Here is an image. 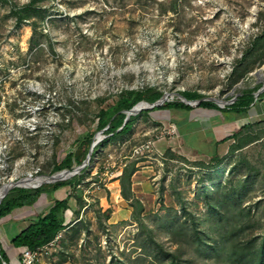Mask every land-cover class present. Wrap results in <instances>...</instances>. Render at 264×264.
Returning a JSON list of instances; mask_svg holds the SVG:
<instances>
[{
	"label": "rangeland",
	"instance_id": "rangeland-1",
	"mask_svg": "<svg viewBox=\"0 0 264 264\" xmlns=\"http://www.w3.org/2000/svg\"><path fill=\"white\" fill-rule=\"evenodd\" d=\"M263 32L264 0H0V140L8 144L3 180L14 174L18 160L24 162L20 177L35 164L39 174H55V165L68 153L81 154L77 144L87 132H94L90 149L101 145L80 169L83 207L68 185L42 193L32 206L0 218V253L22 264L20 248L9 245L2 228L14 231V224L21 227L16 220L34 219L54 199L70 194L67 216L75 225L60 233L64 237L58 247L37 264H141L143 257L157 264L150 258L157 245L147 239L141 243L149 235L169 250L181 244L188 264L196 252L193 218L209 244L211 225L219 222L202 188L226 181L233 165L242 172L232 186L238 179L244 183L239 193L243 206L253 214L257 204L264 208L262 97L245 116L220 108L175 107L144 114L152 109L145 108L133 112V126L116 139H107L111 134L97 126L99 110L130 89L156 87L168 94L167 101H182L176 92L195 90L229 106L243 89L264 83V41L248 51ZM245 64L248 71L236 80ZM234 113L239 121L232 119ZM170 123L176 130L169 129ZM242 125L248 127L239 137H253V142L233 152L232 137L216 145ZM148 140L154 142L151 151H134ZM212 148L226 156L216 174L210 168ZM131 166L130 189L142 205L139 220L121 191L122 172ZM230 204L222 206L227 213ZM180 223V232L189 233L186 246L181 234L170 238ZM213 260L205 255L198 264Z\"/></svg>",
	"mask_w": 264,
	"mask_h": 264
},
{
	"label": "trees",
	"instance_id": "trees-1",
	"mask_svg": "<svg viewBox=\"0 0 264 264\" xmlns=\"http://www.w3.org/2000/svg\"><path fill=\"white\" fill-rule=\"evenodd\" d=\"M32 3V1H31ZM16 17L18 22L23 20L22 11L19 9L16 11ZM264 41V32L262 37H257L252 43L251 47L248 49L251 50L255 45L262 44ZM247 51V52H248ZM245 59V58H244ZM243 65L241 72L237 74V77H242L248 71V68ZM235 70V68H234ZM234 72V71H233ZM235 75V72H234ZM237 80V79H236ZM261 86L246 88L241 91V93L234 98V101L231 105L224 108L220 107L216 102L207 98L204 94L197 92L195 90H184L180 91L181 99L175 101H163L160 105L153 107L150 110H143L144 114H147L149 111L159 109H167L175 107L177 109L189 110L202 108L208 111H212L216 108L224 109L226 111H234L239 115L245 116L247 111L252 108L260 97L264 98V89L258 94L257 98L254 99V93ZM162 95V91L156 87H145L142 89H130L123 91L119 99L115 104L107 107L106 109L102 108L99 110L97 126L103 132L111 134L107 136V139H116L118 135L126 133L133 126L136 115H130L126 119L127 111L130 110L135 104L146 101L154 102ZM195 100L194 103H184V100ZM255 101V102H254ZM253 103V104H252ZM141 112V113H142ZM141 113L139 115H141ZM241 126L233 132L229 133L228 136H223L221 139L217 140V144L220 142H225L229 138H233L234 144H231L229 150L233 152L238 148L254 141L253 137H248L242 139L239 137L241 131L243 130ZM94 132H87L84 137L80 138L77 144V150L79 147H83V150L80 152L79 156L73 155L71 152L68 153L58 164L55 165V171L62 169H71L73 163L77 165L84 162L87 158L88 153L90 152V147L93 142ZM82 144V145H81ZM100 144L96 145L94 149L91 150V159L95 152L100 148ZM76 154V152H75ZM225 157H219L218 154H213L210 157V168H213L214 173H217L218 168L225 162ZM214 165H213V164ZM205 166V164L201 163ZM207 167V166H205ZM86 168V167H85ZM83 168V170L85 169ZM212 171V172H213ZM134 172V167L126 168L121 175V191L123 197L129 201L130 205L134 207L136 211L133 214L134 219L139 220V213L142 205L133 196V193L130 189L131 176ZM230 175L223 183L218 182V184L212 185L214 183V176L208 185H212L209 189L207 184H204L203 196L205 197L207 206L210 207V212L213 213L214 221L212 224V232L208 233L210 235V240L213 241L212 244H209L207 241H204L202 238V229L203 227H197V221L193 218L190 226V234L194 236L193 240L196 242V252L192 254L193 259L189 261L188 264H198V258L204 257L205 255L214 257V260L210 264H264V208L260 209L259 204L256 206V213H251V207L243 206L242 199H239V193L242 191L244 183L238 179L235 186H232L234 178L237 175H240L241 169L236 165H233L229 171ZM82 171L79 174H75L68 179L61 180H52L50 184L43 185L35 188H23V187H14L12 188L1 200L0 202V218H3L9 215L15 209H21L25 206H32L39 198L42 193L52 194L58 189L64 186H70L79 199V206L83 207V200L81 199L80 193L82 192L81 188L77 186L82 177ZM216 178V177H215ZM70 194L67 196L54 199L52 205L48 208L46 212L40 213L36 216L35 219H32L28 224L11 240V245L13 248H30L32 250L38 249L50 241L54 240L61 232H67L69 228H72L74 224L71 220H67L68 210H72L70 204L68 203ZM232 201V204L229 205L228 210H231L227 213L226 206L222 208L224 204ZM233 205V206H232ZM183 210H186L185 206H182ZM263 211V214L261 213ZM108 216V212L106 213ZM218 216V218H217ZM220 216V217H219ZM252 227V233H247L248 229ZM77 235L79 232L78 227ZM173 228L170 231V238L172 240L179 234L184 238L182 243L186 246L188 244L185 240V236H188L189 233H182L181 223L178 227ZM256 229H259V233L256 232ZM255 231V234H254ZM213 234V236L211 235ZM216 234V235H215ZM76 236V235H75ZM64 236L57 238V242L63 240ZM75 238V237H73ZM181 238V239H182ZM149 240L157 245V250L150 256V258L157 264H186V260L182 258V251L185 249L180 244L174 250H169L160 243H157L153 240L152 235L146 236L142 240V244H145V240ZM175 243H177L175 241ZM1 249V247H0ZM144 253L149 254V251L146 250L145 246L142 247ZM8 257L4 253H0V264L6 262L8 264ZM141 264H147L146 257L139 258L138 260Z\"/></svg>",
	"mask_w": 264,
	"mask_h": 264
},
{
	"label": "built area",
	"instance_id": "built-area-1",
	"mask_svg": "<svg viewBox=\"0 0 264 264\" xmlns=\"http://www.w3.org/2000/svg\"><path fill=\"white\" fill-rule=\"evenodd\" d=\"M236 96H238V95H236ZM257 96L258 95H256L254 93V99H256ZM234 98L235 97H233V100L230 102L229 105H231L233 103ZM220 104L222 105L221 107H225L224 102L220 103ZM16 126L18 127L19 124L16 123ZM168 127L171 131L176 130L175 123H170L168 125ZM7 145L8 144H6L0 140V199L2 198V196L4 195V193L6 191L9 192L12 188L17 187V183L32 187V186H37V185L41 184L42 181H46V180L49 181L48 177L50 175L39 174L40 166L38 164H35L33 166L32 170H30L29 172L25 173V175L20 177L19 169L21 168V166L24 165V162L22 160L15 161L13 163L12 172H14V174L11 175L7 180L4 181L3 180L4 169L7 168V165H8L5 162V154H4V150L7 147ZM153 147H154V142L151 140H148L146 143H142L137 148H135L134 151L135 152L151 151ZM62 170H64V169H62ZM62 170L55 171V174L58 172H61ZM24 180H32V181H31V183H23ZM50 181H52V180H50ZM60 236H61V234H59L54 240L50 241L48 244H46V245H44L38 249H35V250H32V249L27 248V247L22 248L20 251V255H21L20 260L22 261V264H37V261L39 260V257H41V255L48 254L49 250L55 249L56 246L58 247L57 238H59ZM3 264H7V263L3 262Z\"/></svg>",
	"mask_w": 264,
	"mask_h": 264
},
{
	"label": "water",
	"instance_id": "water-1",
	"mask_svg": "<svg viewBox=\"0 0 264 264\" xmlns=\"http://www.w3.org/2000/svg\"><path fill=\"white\" fill-rule=\"evenodd\" d=\"M257 73V71L255 72ZM264 89V83L261 85V88L259 90H257L255 92L256 95H258L262 90ZM180 99H182L181 97V94L179 92H176L175 93ZM211 100H213L214 102H216L219 106H222L217 99H214V98H210ZM183 100V99H182ZM163 101H167V94H162L156 101L154 102H146V101H141L139 103H137L135 106H133L130 110H128L127 112V116H126V119H128V117L130 115L133 114V112H137V111H140L142 109H147V108H153L155 106H158L160 105ZM186 102L188 103V101L186 100ZM92 150V149H91ZM91 150L90 152L88 153L87 155V158L86 159H91ZM85 162H82L81 164H79L78 166H76L75 168L73 169H64L62 170L61 172H58L56 174H51L48 178H52L51 180H61V179H66V178H69L75 174H78L80 173V169L84 166ZM61 173H64V175L62 177H57L59 174ZM50 181V180H49ZM49 181H42V183H45V182H49ZM40 185V184H39ZM17 186L18 187H29L27 185H24V184H20V183H17ZM8 191H6L4 193V195L2 196V198L0 199V202L1 200L3 199V197L7 194Z\"/></svg>",
	"mask_w": 264,
	"mask_h": 264
},
{
	"label": "crops",
	"instance_id": "crops-1",
	"mask_svg": "<svg viewBox=\"0 0 264 264\" xmlns=\"http://www.w3.org/2000/svg\"><path fill=\"white\" fill-rule=\"evenodd\" d=\"M207 98H210V97H207ZM188 101V103L189 104H192V103H194L195 102V100L193 99V100H187ZM253 108V107H252ZM197 109V108H196ZM196 109H193V111L195 110L196 111ZM199 109V108H198ZM200 109H202V108H200ZM232 112H234V111H232ZM213 118H215V116L213 115ZM238 117L237 116H235V113H234V116H232V119L233 120H238L239 121V118L237 119ZM231 119V120H232ZM196 121H199L201 124H202V120H199V119H195ZM174 122V121H173ZM211 127V126H210ZM210 127H205L206 128V130H209L210 129ZM230 129H233L232 127L230 128ZM216 145H217V143H216ZM187 146V145H186ZM188 147V146H187ZM188 148H190V147H188ZM210 154H211V156L213 155V154H217V151H216V148H212V150L210 151ZM210 156V157H211ZM79 174V173H78ZM132 177V176H131ZM66 179H68V178H66ZM38 186V185H37ZM18 187V186H17ZM36 186H32V187H23V188H35ZM45 194H47V193H45ZM54 201V200H53ZM52 201V202H53ZM52 205V204H51ZM50 205V206H51ZM49 206V207H50ZM48 207V208H49ZM48 208L45 210V211H43V212H46L47 210H48ZM43 212H40V213H43ZM37 216V215H36ZM36 216H35V218H36ZM68 217V216H67ZM34 218V219H35ZM33 218H31V219H28V220H22V221H19V220H16L15 222H17V224L19 223L20 225H21V227H17V225H15L14 224V231L13 230H11L10 231V229H8V228H6V227H4V229L2 228V230H3V233H1L2 234V236H6V238H7V240L8 241H10L9 242V245H11V240L28 224V222L30 221V220H32ZM67 220H69V219H67ZM12 232V233H11ZM12 246V245H11ZM13 247V246H12ZM21 249L22 248H20V251H21ZM8 259L10 260V257L8 256ZM8 264H12L11 263V260H10V262H8Z\"/></svg>",
	"mask_w": 264,
	"mask_h": 264
},
{
	"label": "bare ground",
	"instance_id": "bare-ground-1",
	"mask_svg": "<svg viewBox=\"0 0 264 264\" xmlns=\"http://www.w3.org/2000/svg\"><path fill=\"white\" fill-rule=\"evenodd\" d=\"M252 20V19H251ZM215 111V110H214ZM213 112V111H212ZM179 114V113H178ZM211 114V113H210ZM187 115V114H185ZM62 174V173H61ZM61 174H59L57 177H59ZM48 179H52V178H48ZM32 180H24L23 183H31Z\"/></svg>",
	"mask_w": 264,
	"mask_h": 264
},
{
	"label": "clouds",
	"instance_id": "clouds-1",
	"mask_svg": "<svg viewBox=\"0 0 264 264\" xmlns=\"http://www.w3.org/2000/svg\"><path fill=\"white\" fill-rule=\"evenodd\" d=\"M261 88V87H260ZM180 93V92H179Z\"/></svg>",
	"mask_w": 264,
	"mask_h": 264
}]
</instances>
